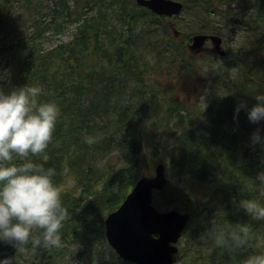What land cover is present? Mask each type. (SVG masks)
<instances>
[{
    "label": "trees",
    "instance_id": "16d2710c",
    "mask_svg": "<svg viewBox=\"0 0 264 264\" xmlns=\"http://www.w3.org/2000/svg\"><path fill=\"white\" fill-rule=\"evenodd\" d=\"M181 1L182 11L200 21L196 33H216L201 19L225 3L239 7L246 32L238 50L206 61L212 82L195 108L174 86L155 79L174 63L190 62V38L181 40L176 15L155 13L136 0H74L73 7L70 0H0V88L39 84L41 99L60 106L52 140L33 159L55 167L68 209L62 245L29 239L16 264H68L74 246L86 255L85 264H136L110 248L105 218L142 175L167 160L180 183L168 181L154 203L192 213L189 241L174 264H242L249 253L264 250V219L239 205L241 198L264 201V192L252 187L264 170V141L254 144L252 134L259 128L264 135V120L235 111L241 100L250 108L264 93V0ZM69 24H75L73 37L48 46L50 34ZM214 220L249 223V246L217 245Z\"/></svg>",
    "mask_w": 264,
    "mask_h": 264
},
{
    "label": "clouds",
    "instance_id": "9594fccd",
    "mask_svg": "<svg viewBox=\"0 0 264 264\" xmlns=\"http://www.w3.org/2000/svg\"><path fill=\"white\" fill-rule=\"evenodd\" d=\"M42 93L39 84L0 88V242L14 247L29 239L34 245L60 247V230L68 217L55 167L33 159L48 147L61 111L55 100L41 99ZM256 100L250 108L241 100L236 114L243 108L250 121L264 120V93H257ZM262 141L264 135L257 128L252 142ZM256 179L259 182L252 187L264 192V170ZM239 205L251 217L264 219V201L241 198ZM33 229L42 231L34 234ZM212 231L217 245L236 249L247 248L252 235L249 223L220 225L214 220ZM0 264H13V257H0ZM242 264H264V250L249 253Z\"/></svg>",
    "mask_w": 264,
    "mask_h": 264
},
{
    "label": "water",
    "instance_id": "95a60500",
    "mask_svg": "<svg viewBox=\"0 0 264 264\" xmlns=\"http://www.w3.org/2000/svg\"><path fill=\"white\" fill-rule=\"evenodd\" d=\"M155 13L173 16L184 8L181 0H136ZM210 39L215 50L226 54L223 37L216 33H195L190 48L201 50ZM168 182L166 166L160 162L152 175L141 176L122 203L105 218V235L118 255L136 264H173L178 252V242L190 219L191 212L175 208L160 210L154 203L155 191L162 190ZM21 243L14 247L0 242V257L12 256L13 264Z\"/></svg>",
    "mask_w": 264,
    "mask_h": 264
},
{
    "label": "rangeland",
    "instance_id": "374dc122",
    "mask_svg": "<svg viewBox=\"0 0 264 264\" xmlns=\"http://www.w3.org/2000/svg\"><path fill=\"white\" fill-rule=\"evenodd\" d=\"M70 1L73 7L74 0H70ZM44 2H46V0H44ZM227 9H229L230 13H228ZM219 10H220L219 13L213 15L211 14L212 12L205 13V18L203 17V19L201 20L208 21V23H210V25L213 26V28L215 29V32L223 37L224 39L223 48L226 51L228 49L231 51H234L236 49L238 50L239 47L242 45V43H244L242 37L246 34L245 29L243 28L244 26L239 18L240 17L238 12L239 7H237L234 3L230 6L228 3H225L223 4V7L220 8ZM196 21L198 20L196 18H192L189 14H187L186 11H182L180 14L174 17V23L176 27L180 30L181 40H183V36L185 35H187L191 39V37L197 32L195 31L196 27L194 26V22ZM74 31H75V24H69V26H67L62 32H58L57 34L51 33L50 35L52 36L49 38L50 41L47 43V45L52 46L59 42L70 40L73 37ZM190 43L191 41L185 42V45L188 48L189 53L191 54L190 56L189 55L186 56L187 60H190L189 64L184 66L182 65L180 67V64L174 63L173 64L174 69L171 72L165 71L163 73H159L157 74V77L155 79H158V81H161L163 84L166 85L169 84L172 87L174 86L173 88L178 91V94L184 97L185 100L187 98L186 101H188L187 102L188 106H190L191 103L192 105L194 103L197 104L194 105L195 108L198 107L200 102H203L202 101L203 97L205 93L208 92L207 88L211 86V82H212L211 73H209V70L206 66V61L208 60L207 62H209V59L215 58V55L218 53L215 50L212 42H208L206 44V47L199 51L191 49ZM231 62L234 61L232 60ZM211 98L216 99L217 98L216 94L215 95L212 94ZM203 105L206 108L208 106L207 103ZM200 120L202 121L203 119L201 118ZM163 162L165 163L166 166V174L168 177V181H171L173 183H180L179 175L176 173L175 170L169 168V160ZM205 182L206 181L204 180V183ZM71 183H73V181ZM201 187L203 189L205 186L199 185V188ZM184 203L187 204L188 201L185 199L183 200V204ZM188 227L189 225L187 226V228ZM187 228L184 231V234L178 243L179 249H185V246L189 241V237L188 236L186 237L185 235V233L187 232ZM104 231H105V227H104ZM109 246L113 251H115L110 244ZM21 249H24L22 252L25 253L27 252L26 249L28 248H21ZM101 249H103V247H101ZM80 250L82 249H79L78 246H74L71 248L70 254L67 255L68 264L86 263V255L83 256L82 254L81 255L78 254ZM109 251L110 250L108 249L107 252L109 253ZM79 253H81V251ZM176 258L178 259V256H176Z\"/></svg>",
    "mask_w": 264,
    "mask_h": 264
},
{
    "label": "flooded vegetation",
    "instance_id": "af4514ba",
    "mask_svg": "<svg viewBox=\"0 0 264 264\" xmlns=\"http://www.w3.org/2000/svg\"><path fill=\"white\" fill-rule=\"evenodd\" d=\"M209 41H210V40H207V41H206L204 48L206 47V44H207Z\"/></svg>",
    "mask_w": 264,
    "mask_h": 264
}]
</instances>
